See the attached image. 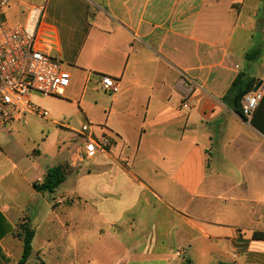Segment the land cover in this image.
<instances>
[{
  "label": "crops",
  "instance_id": "0c3cea01",
  "mask_svg": "<svg viewBox=\"0 0 264 264\" xmlns=\"http://www.w3.org/2000/svg\"><path fill=\"white\" fill-rule=\"evenodd\" d=\"M48 1L43 23L52 31V56L71 75L53 100L117 145L86 168L70 167L71 144L47 169L39 156L22 168L0 153V170L11 167L0 174V264H21L23 224L34 231L33 245L25 211L40 197L52 209L47 229L58 218L72 239L73 264H118V255L124 264H264V239L253 237L264 233V134L251 123L264 128V96L247 120L231 91L241 74L264 90V0ZM254 50L259 55L247 59ZM104 75L119 83L118 93L102 89ZM91 93L101 96L95 109ZM52 167L66 168L64 182L37 191ZM70 178L76 187L48 202ZM87 203L97 233L119 250L114 258L81 253L70 214Z\"/></svg>",
  "mask_w": 264,
  "mask_h": 264
},
{
  "label": "rangeland",
  "instance_id": "374dc122",
  "mask_svg": "<svg viewBox=\"0 0 264 264\" xmlns=\"http://www.w3.org/2000/svg\"><path fill=\"white\" fill-rule=\"evenodd\" d=\"M24 5L19 3H11L5 9V15L8 21L13 24H20L24 21L25 15L29 5L43 6L45 5L44 15L50 13L52 3L47 0H21ZM46 16L43 17V19ZM103 97L108 94L101 93ZM100 97L90 94L88 101L95 109V104L100 103ZM32 102L40 107L42 110L49 112V117L44 119L37 114H27L25 123L13 122L11 125L6 127H0V153L7 154L13 161L20 163L22 168H27L33 165L31 158L39 156L37 159L39 167L47 169L48 166L57 165L63 156L66 155L67 145L71 144L72 150H76L80 145L83 144L84 138L75 134L71 128L75 130H81L83 124H88L85 119L81 120V123L72 120L71 116H74L73 110H66L53 100V97H44L40 94L33 93L31 95ZM61 112H64L69 117L64 115L59 116ZM93 124H98L104 128L103 123L99 121H92ZM95 131H97V125H93ZM76 135V136H75ZM59 151L62 152L57 159L51 160L50 155L53 156ZM8 164V163H6ZM91 166L92 162H86L83 167ZM82 167V168H83ZM10 165H6L5 169L0 170V174L10 170ZM86 171V170H85ZM17 172H13L15 174ZM86 173V172H85ZM73 179H76L73 177ZM11 175H9L3 182H10ZM2 182V184H3ZM85 185H81V189L88 186L86 180ZM76 184V180L66 182L63 186L58 188L54 194H51L46 200L52 202V197L60 199V195L67 188H71L72 185ZM76 187V185H75ZM88 201L89 198L87 197ZM43 200V199H42ZM38 204L30 205L26 214L31 219V224L36 231V237L32 245V254L27 263L25 264H73L74 262V248L72 239L68 234H65L62 229V224L58 218H53L54 224H51V229H47L48 225L43 221L44 218L48 217V214L52 209L47 208L42 204L41 197L37 200ZM90 202V201H89ZM90 203L86 205L80 204L75 207V211L70 214L71 217H75L77 224L79 225L76 229V239L78 243L82 245L81 253L94 259H102L103 261L109 260L117 256V252L112 245H107V242L102 239L103 234L97 233L96 222L92 218V213L89 210ZM102 228L105 229V225L102 222ZM99 225V224H98ZM50 240V241H48ZM22 248V243L20 244ZM41 252V258L37 255ZM112 252V253H110ZM80 253V255H81ZM21 254V253H20ZM21 255H18L20 257ZM117 260H120L118 264H124L125 260L122 255H118ZM182 260V258H180ZM114 263L111 264H115ZM185 263V262H183ZM10 264H13L10 263ZM95 264V263H94Z\"/></svg>",
  "mask_w": 264,
  "mask_h": 264
},
{
  "label": "built area",
  "instance_id": "2783aa9c",
  "mask_svg": "<svg viewBox=\"0 0 264 264\" xmlns=\"http://www.w3.org/2000/svg\"><path fill=\"white\" fill-rule=\"evenodd\" d=\"M11 3L24 5L21 0H0V127L13 122L25 123L27 114L35 113L47 119L48 111L36 106L31 95L62 97L71 81L70 73L52 56V31L43 23L45 5H29L24 21L13 25L5 15ZM100 85L111 94L120 90L119 83L110 76H102ZM263 96L264 90L259 87L242 98L245 119H251ZM182 107L188 108L187 101ZM79 134L84 142L71 156L70 167L111 154L116 148L113 136L97 135L90 123L83 124ZM176 256L185 259L182 249L177 250Z\"/></svg>",
  "mask_w": 264,
  "mask_h": 264
},
{
  "label": "trees",
  "instance_id": "16d2710c",
  "mask_svg": "<svg viewBox=\"0 0 264 264\" xmlns=\"http://www.w3.org/2000/svg\"><path fill=\"white\" fill-rule=\"evenodd\" d=\"M260 53V50H254L252 53L246 55L247 59H255ZM256 81L253 78L245 75H239L233 82L231 91L234 94L235 111L242 115L241 111V100L248 93L252 92L255 88ZM254 127H257L263 134L264 128L257 125L254 119L251 120ZM66 178V168L63 167H52L47 171L44 181L36 186V190L39 192H53ZM23 234L20 238L23 241V254L20 263H25L31 255L32 251V240L34 238V231L30 229L26 224L22 225ZM253 237L255 239H264V233L255 232Z\"/></svg>",
  "mask_w": 264,
  "mask_h": 264
},
{
  "label": "water",
  "instance_id": "95a60500",
  "mask_svg": "<svg viewBox=\"0 0 264 264\" xmlns=\"http://www.w3.org/2000/svg\"><path fill=\"white\" fill-rule=\"evenodd\" d=\"M259 86H260V85H258V86L254 89V91H256V90L259 88Z\"/></svg>",
  "mask_w": 264,
  "mask_h": 264
}]
</instances>
